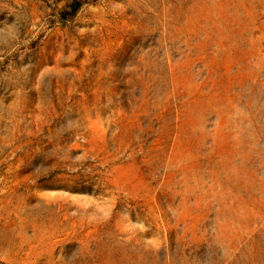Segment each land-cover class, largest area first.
I'll use <instances>...</instances> for the list:
<instances>
[{
	"label": "rangeland",
	"instance_id": "rangeland-1",
	"mask_svg": "<svg viewBox=\"0 0 264 264\" xmlns=\"http://www.w3.org/2000/svg\"><path fill=\"white\" fill-rule=\"evenodd\" d=\"M0 264H264V0H0Z\"/></svg>",
	"mask_w": 264,
	"mask_h": 264
}]
</instances>
